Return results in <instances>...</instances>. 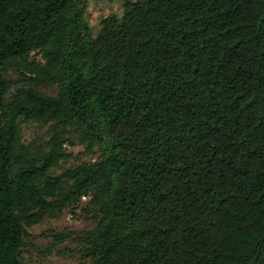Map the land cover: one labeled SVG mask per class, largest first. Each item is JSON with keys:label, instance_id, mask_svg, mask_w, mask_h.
I'll use <instances>...</instances> for the list:
<instances>
[{"label": "trees", "instance_id": "16d2710c", "mask_svg": "<svg viewBox=\"0 0 264 264\" xmlns=\"http://www.w3.org/2000/svg\"><path fill=\"white\" fill-rule=\"evenodd\" d=\"M85 3L0 0V264L82 198L87 264H264V0H123L95 36ZM71 139L96 158L56 174Z\"/></svg>", "mask_w": 264, "mask_h": 264}, {"label": "rangeland", "instance_id": "374dc122", "mask_svg": "<svg viewBox=\"0 0 264 264\" xmlns=\"http://www.w3.org/2000/svg\"><path fill=\"white\" fill-rule=\"evenodd\" d=\"M84 15L95 36L100 18L111 13L120 15L123 0H85ZM135 1V0H132ZM10 78L14 82L10 92L23 84L18 72H12ZM40 90L55 94L56 87H41ZM22 141L24 144H42L47 139V126L35 122L21 124ZM65 144L69 157L61 161L54 172L60 173L64 169L75 166L82 161L94 160L96 152L87 150L75 139ZM86 198H82L77 206L64 208L55 216H47L38 224L27 228L25 243L19 255L21 264H87L82 255V243L78 240L81 232L92 228L95 219L92 213L84 209ZM67 234L68 237L57 241L54 234Z\"/></svg>", "mask_w": 264, "mask_h": 264}]
</instances>
